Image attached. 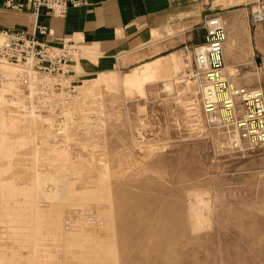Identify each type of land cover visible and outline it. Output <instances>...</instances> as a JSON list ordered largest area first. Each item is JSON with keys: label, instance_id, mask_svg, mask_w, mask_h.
Wrapping results in <instances>:
<instances>
[{"label": "rangeland", "instance_id": "obj_1", "mask_svg": "<svg viewBox=\"0 0 264 264\" xmlns=\"http://www.w3.org/2000/svg\"><path fill=\"white\" fill-rule=\"evenodd\" d=\"M250 6L224 7V20L249 30ZM202 34L145 59L181 53L180 80L147 77L145 60L91 75L77 63L35 123L0 100V264H264V147L229 150L225 128L203 115L190 77ZM250 60L227 63L236 83L255 85ZM49 143L75 170L66 195L48 200L36 184Z\"/></svg>", "mask_w": 264, "mask_h": 264}, {"label": "built area", "instance_id": "obj_2", "mask_svg": "<svg viewBox=\"0 0 264 264\" xmlns=\"http://www.w3.org/2000/svg\"><path fill=\"white\" fill-rule=\"evenodd\" d=\"M79 3V0H5L8 8L27 12L33 20L31 31L0 28V60L21 67L17 86L28 109H41L53 92L54 83L49 86L43 78H52L55 88L63 90L60 82L75 74L74 67L82 57L80 48L68 38L57 44L50 42L49 28L37 23L41 10L53 17H63L70 6ZM246 20L252 33L253 54L249 64L257 77L254 86L236 83L234 74L225 70L227 29L220 13L205 15L203 38L190 53V77L200 95L202 113L225 128L226 147L231 151L264 147V0L253 1ZM255 35L260 38L261 47L256 44ZM28 71L42 82L33 80Z\"/></svg>", "mask_w": 264, "mask_h": 264}, {"label": "crops", "instance_id": "obj_3", "mask_svg": "<svg viewBox=\"0 0 264 264\" xmlns=\"http://www.w3.org/2000/svg\"><path fill=\"white\" fill-rule=\"evenodd\" d=\"M79 1L78 5L70 6L63 17H53L47 15L44 9L41 10L37 23L49 28V40L54 44L60 39L72 40L81 50L82 57L78 63L82 71L91 75L143 61L158 54L159 51L153 50L159 45L172 47L171 44L190 41L196 31L204 33L202 23L205 15L216 12L223 17L224 7L252 5L256 0ZM242 9L248 10L246 7ZM225 22L226 64L251 58L252 33L248 29H240L236 18L226 17ZM0 28L31 31L33 20L27 12L12 10L6 6L5 0H0ZM255 42L259 47L262 46L257 35ZM144 62L146 60L141 63Z\"/></svg>", "mask_w": 264, "mask_h": 264}, {"label": "bare ground", "instance_id": "obj_4", "mask_svg": "<svg viewBox=\"0 0 264 264\" xmlns=\"http://www.w3.org/2000/svg\"><path fill=\"white\" fill-rule=\"evenodd\" d=\"M1 41H2V37L0 36V43H1ZM185 66H186V62L183 60L182 54L174 52V53L169 54L167 56L156 59L155 61H153L151 63H147L143 67L149 68L152 72V74L148 75L147 77H152L155 75H161L162 73L164 74V72L168 71V73L171 72V74H173L174 77H176L175 79L180 80V78L185 76L184 74L179 75ZM19 69L22 70L21 67L18 65L0 60V78H1L0 82L2 83V87L0 88V100L4 99L5 102L11 103V104H15L17 102L16 104L17 105L20 104L23 108V111H24L23 116L31 118V121L33 123H35L36 119L38 117L41 118V116L38 114H35L34 110H32V109H26L24 106L25 103L23 104L24 99L20 96V92H19L18 86H17V79H18V75L20 73ZM225 70L227 73L232 74L234 69H233L232 65L225 64ZM28 73L33 80H37V81L42 82V80H40V78H38L37 76L34 77V75L30 71H28ZM100 75L101 74H99V76ZM102 77H104V76H102ZM100 79L101 78L98 77L96 79V82H100L101 81ZM104 80H106V79L104 78ZM53 81L54 80L52 79L47 84V82L44 79V82H46L47 85H52ZM186 81H184V82H186ZM54 83H56V82H54ZM100 83H102V82H100ZM109 84H108V86H109ZM92 85L93 84L91 83L90 86H92ZM76 86L80 89H84L85 87H88L87 84H84V83L78 84ZM110 86H111V84H110ZM89 88L91 89L92 87H89ZM187 91H188V89H187ZM190 93H192L194 96L195 92L190 91ZM7 96H8V98H7ZM189 98L191 99V96H189ZM38 150H41V147L38 148ZM41 151H43L44 154H46L47 158L41 164L44 167L43 169L40 168V169H42L41 173L43 175V182L36 184L37 193L40 194L42 198L48 199V200L49 199H55V198L57 199L59 197L65 196L66 190H67V185L65 184L64 180L66 179V176H68V172L70 174V172L75 170L74 169V162L72 160H70L69 155H66L64 153V149H59V148L55 147L53 144H50V143L46 144L45 148ZM37 152H39V151H37ZM48 167L53 168V171H49V170L45 169ZM40 169L37 168V171L39 172ZM34 186H35V184H34ZM197 206L191 208V210H192L191 214L193 215L192 217H194V223H192V224H194L193 227H195V228H198L196 226H199V224H201V222H200V216L201 215H199L200 213L198 214L199 211H197V208H196ZM202 218H203V216H202Z\"/></svg>", "mask_w": 264, "mask_h": 264}]
</instances>
